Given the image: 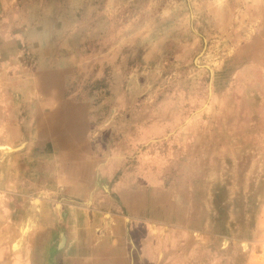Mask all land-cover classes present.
Returning <instances> with one entry per match:
<instances>
[{"label":"rangeland","instance_id":"1","mask_svg":"<svg viewBox=\"0 0 264 264\" xmlns=\"http://www.w3.org/2000/svg\"><path fill=\"white\" fill-rule=\"evenodd\" d=\"M2 51L13 85L55 68L129 134L126 192L165 258L264 264V0H0Z\"/></svg>","mask_w":264,"mask_h":264},{"label":"crops","instance_id":"2","mask_svg":"<svg viewBox=\"0 0 264 264\" xmlns=\"http://www.w3.org/2000/svg\"><path fill=\"white\" fill-rule=\"evenodd\" d=\"M12 66L0 52V264H173L131 207L129 134L101 130L55 68L13 85Z\"/></svg>","mask_w":264,"mask_h":264}]
</instances>
